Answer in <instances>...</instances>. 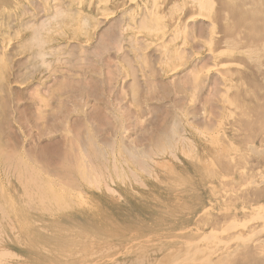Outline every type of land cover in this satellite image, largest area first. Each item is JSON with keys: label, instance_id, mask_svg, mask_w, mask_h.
<instances>
[{"label": "rangeland", "instance_id": "obj_1", "mask_svg": "<svg viewBox=\"0 0 264 264\" xmlns=\"http://www.w3.org/2000/svg\"><path fill=\"white\" fill-rule=\"evenodd\" d=\"M195 1L0 0V264H179L184 242L205 233L210 235L205 244L216 247L232 220L249 221L237 228L249 240H239L208 264H264V51L259 49L264 0H235L232 8L225 0H211L210 10ZM150 5L161 15L160 27L147 17ZM107 24L120 30L121 52L131 56L137 79L130 93L141 111L129 116L132 122L136 118L129 136L143 145L160 130L172 131V139L183 137L162 144L158 132L162 142L149 145L147 167L129 162L125 175L92 178L85 135L74 131L82 115L104 118L97 132L103 141L115 138L121 145L129 138L116 136L119 120L105 112L103 102L90 97L89 106H76L63 85L90 80L78 67L102 30L109 31ZM106 58L107 76L111 68L121 74L106 78L103 73L106 92H129L132 77L125 65L115 53ZM116 153L122 164L123 156ZM29 165L37 167L35 183Z\"/></svg>", "mask_w": 264, "mask_h": 264}, {"label": "bare ground", "instance_id": "obj_2", "mask_svg": "<svg viewBox=\"0 0 264 264\" xmlns=\"http://www.w3.org/2000/svg\"><path fill=\"white\" fill-rule=\"evenodd\" d=\"M62 1V0H61ZM130 1V0H129ZM104 2V1H103ZM132 2H133V0H132ZM197 4H200V8L201 9H203V10H210V9H212L213 8V3L211 2V0H196L195 1ZM234 3H236V1L235 0H225V1H223V4H225V7L226 8H232V7H234ZM79 4V3H78ZM127 4V3H126ZM189 4V3H188ZM246 4H248V3H246ZM60 5V4H59ZM159 5V4H158ZM237 5H238V3H237ZM152 5H150V8L148 7L147 8V11H148V14H147V17L150 19V21H154L155 23L157 22V27H160V25H159V22H158V20H159V17L161 16L159 13L158 14H156L155 13V11H154V8H153V6L151 7ZM239 6V5H238ZM88 7V6H87ZM235 10V9H234ZM71 11V10H70ZM102 11V10H101ZM123 12V11H122ZM239 12H240V16H239V20L242 22V21H244V17L243 16H241V14H244V12L241 10V8H239ZM61 14V13H60ZM104 14H106V13H104ZM123 14V13H122ZM61 16V15H60ZM99 16V15H98ZM179 16H181V15H179ZM188 16H190V15H188ZM192 16V15H191ZM209 16V15H208ZM122 17V16H121ZM120 17V18H121ZM51 18V17H50ZM53 18V17H52ZM100 18H101V16H100ZM104 18V17H103ZM108 18H109V16H108ZM112 19V18H111ZM119 19V18H118ZM50 20V19H49ZM101 19H99V21H100ZM121 20H123V19H121ZM176 20V19H175ZM102 21V20H101ZM100 21V22H101ZM113 21V20H112ZM114 21H116V19L114 20ZM114 21H113V23H114ZM126 21V20H125ZM160 21V20H159ZM41 22V21H40ZM44 22H47V21H44ZM43 22V23H44ZM118 21H116V23H117ZM120 22V21H119ZM118 22V23H119ZM176 22V21H175ZM178 22V21H177ZM83 23H85L84 21H83ZM115 23V24H116ZM122 23V22H121ZM120 24V23H119ZM141 24V23H140ZM39 25V24H38ZM106 25V24H105ZM108 25V24H107ZM111 25H112V22H111ZM123 25V24H122ZM184 25V24H183ZM195 25V24H194ZM252 24H250V26H251ZM28 26V25H27ZM108 26H110V24L108 25ZM113 26L115 27V25L113 24ZM119 27H120V25H118ZM126 26H129V25H126ZM40 27V26H39ZM103 27V26H102ZM101 27V28H102ZM106 27V26H105ZM123 27V26H122ZM121 27V28H122ZM252 27H254V28H256V25H252ZM106 28H108V27H106ZM112 27L110 26L109 27V31L107 32V31H104L103 32V30H102V33L101 34H99V38L97 37L96 39V41H95V44L94 45H96L97 44V46L95 47L94 45V49H93V47H92V50L91 51H89V50H87L85 53V55L83 56V60L85 61V63L83 64L82 63V65L80 66V67H78L79 69H81V70H83V72L82 73H79V69H78V72L77 73H79V75L80 76H83V77H87V76H89L90 77V80L88 81L89 82V84H87L84 80H74L75 81V83L73 82V84L71 85V88H70V86H69V88H68V86L67 85H63V88L65 87V89L69 92V93H71V95H73V97H75L76 99H77V101H75L74 100V98H73V101H75V105L77 106V102L79 103H81V106L83 107V106H89V102H90V97L92 98V101L93 102H95L96 104H98L99 102H103L104 103V108L105 109H108L109 110V112H107V111H105L107 114H110V116H111V114L113 115H115L117 118H118V120H119V122L118 123H116L115 124V126L117 125V129H116V132H114V133H116V136L118 137V135H122V134H125L126 136H127V138H129V141L127 142H122L121 141V145H119L118 143V139H117V141H115L116 139L114 138V140L113 139H111V141H114V142H111L110 140H106V141H103V140H101L100 139V135H98L97 134V132L99 131V125H100V123L103 121V119L102 118H98L97 116H93L91 113H89L88 112V114H87V112L85 113V115H82L81 114V112H80V114L82 115V116H84L83 117V121L82 122H80V124L75 128V134H78V135H81L82 137H84L83 136V134L85 135V138H86V140H85V142L87 143V147H86V149H84V150H86L87 152H88V161H89V163H88V165H89V167L90 168H88V170H89V172H93L94 173V175L92 174V178H93V176H97V177H100L101 175H104V176H108L109 177V175H118V176H121V175H125V174H127L128 173V170L130 169L129 167L131 166L130 164H132L133 166L134 165H137V166H139L140 168L142 167V166H145L146 165V159H148V156H149V152L151 151L150 150V147H149V145L151 146V144H153V145H155V142L156 141H158V143L160 144V142L159 141H161V139L160 140H157L158 139V137H160V135L158 136V132H160L159 134H161L162 135V144L163 143H165V142H167V144H170V145H172L171 144V142H173L174 141V139L176 138V140L177 139H179L180 137H179V135H177L178 137H175L174 139H172V137H171V132L169 133L168 131H165V130H160V131H158L157 133H156V137H153L152 135H151V137L149 136V138L151 139V141H149V142H145L144 143V145L143 144H141V142L139 143L138 142V138L136 139V138H134V137H132V135H130L129 136V133H131V132H129L128 131V129L130 130V127H131V125H130V123L132 122V121H130L129 120V116H131V114H132V112L134 111L135 112V114H138V112H140L141 111V105H139V103H140V101H139V103L137 102V101H135L131 96L132 95H134V93L131 95V91L133 92L136 88H137V79H136V77H135V75L133 74V71H132V67L131 66H133V65H131L130 66V64L132 63V61L130 62V60H132L131 58H129V56H128V54H127V52L126 53H122L121 52V39H122V36H120V34H118L119 33V31L117 32V29L116 28H118V27H116V28H112ZM125 28V27H124ZM154 28V27H153ZM132 29V28H131ZM145 29V28H144ZM175 29V28H174ZM263 29V25H262V27H261V30ZM35 30H36V28H35ZM40 30H41V28H40ZM101 30V29H100ZM100 30H99V32H100ZM106 30V29H105ZM108 30V29H107ZM125 30V29H124ZM124 30H123V32H124ZM148 30H150V29H148ZM37 31V30H36ZM180 31V30H179ZM98 32V33H99ZM178 32V31H177ZM166 33V32H165ZM40 34V33H39ZM132 34V33H131ZM141 34V33H140ZM32 35H34L35 36V38L36 39H38V33H34V34H32ZM122 35V34H121ZM128 35V34H127ZM133 35V34H132ZM235 35V34H234ZM34 36H33V38H34ZM129 36V35H128ZM32 37V36H31ZM121 37V38H120ZM34 38V39H35ZM36 39H35V43H38V42H40V41H42L41 39L39 40L38 39V42L36 41ZM66 40V39H65ZM123 40H124V37H123ZM126 40V39H125ZM3 41V40H2ZM12 41V40H11ZM26 41V40H25ZM137 41V40H136ZM165 41V40H164ZM239 41V40H238ZM31 42V41H30ZM33 42H34V40H33ZM130 42V41H129ZM27 43V42H26ZM29 43V42H28ZM42 43V42H41ZM184 43V42H183ZM30 44V43H29ZM123 44V43H122ZM129 44H131V42L129 43ZM181 44V43H180ZM244 44V43H243ZM242 44V45H243ZM166 45V44H165ZM164 45V46H165ZM182 45V44H181ZM38 47V46H37ZM156 47V46H155ZM3 49V48H2ZM28 49V48H27ZM259 49L260 50H262V51H264V43H263V45L261 46V47H259ZM75 50V49H74ZM169 50V49H168ZM184 50V49H183ZM112 51V52H111ZM36 52V51H35ZM111 52V53H110ZM11 53V52H10ZM37 53V52H36ZM81 53H82V51H81ZM114 53L115 54H117V56H118V58L122 61V63L125 65V67H126V69H127V74L129 75V76H131L132 77V79L129 81L128 79L130 78H128V79H126V81L129 83L128 84V89H129V92H127V90H124V89H121V90H118L117 91V94H113V96L115 97H113L109 92H106V86H107V84H106V82H105V80H103L102 78H101V76L102 75H104L106 72L105 71H107L106 69L103 71V64H105L104 63V61H105V58H106V56H109V55H114ZM161 53V52H160ZM165 53H166V51H165ZM44 54V53H43ZM45 55V54H44ZM159 55V54H158ZM166 55V54H165ZM40 56H41V59L43 58V55H41L40 54ZM46 56V55H45ZM161 56H162V54H161ZM115 56H112L111 58H114ZM131 57V56H130ZM164 57H167V56H164ZM115 58H117V57H115ZM136 58H137V56H136ZM175 58V57H174ZM176 58H178L177 56H176ZM31 59V58H30ZM82 59V58H81ZM160 59V58H159ZM32 60V59H31ZM43 60V59H42ZM76 60H78V58L76 59ZM106 60H108L107 58H106ZM119 60V61H120ZM166 60V59H165ZM41 61V60H40ZM48 61V60H47ZM109 61V60H108ZM113 61H116V60H113ZM42 62V61H41ZM44 62H45V60H44ZM44 62H42L43 63V65L44 64H46V63H44ZM76 62V61H75ZM82 61H80V63H81ZM110 62V61H109ZM18 64V63H17ZM108 62H106V64H105V66H108ZM113 64V63H112ZM117 64V63H116ZM110 65V64H109ZM197 65V64H196ZM111 66V65H110ZM116 66V65H115ZM191 67L192 66H194L193 64L192 65H190ZM199 65H197L196 67H198ZM220 66V65H219ZM26 67V66H25ZM35 68H36V66H34ZM33 67V68H34ZM109 67V66H108ZM122 67V66H121ZM195 67V66H194ZM221 67V66H220ZM239 67V66H238ZM30 68V67H29ZM105 68V67H104ZM117 68V67H116ZM199 68V67H198ZM263 68V67H262ZM108 69V68H107ZM111 69H113V70H110V71H112L111 73V75H112V78L115 76V74H117V75H119L120 73L118 72V70L117 69H115V68H111ZM191 69V68H190ZM80 70V71H81ZM188 70H189V67H188ZM194 69H191V71H193ZM103 71V72H102ZM105 72V73H104ZM168 72H170V71H168ZM168 72H165V73H168ZM190 74L192 73V72H190V71H188ZM194 72H195V70H194ZM194 72L191 74L192 76H195V74H194ZM21 73V72H20ZM104 73V74H103ZM108 73L110 74V72H109V70H108ZM108 74V76H110L111 77V75H109ZM64 75V74H63ZM69 75V74H68ZM74 75H77L76 73H74ZM121 75V74H120ZM123 75V74H122ZM191 75H189L188 74V76H190V78L192 79V78H194L195 79V77H192ZM105 77L107 76V73H106V75H104ZM107 76V77H108ZM76 77V76H75ZM77 77H78V75H77ZM106 77V78H107ZM80 78V77H79ZM109 78V77H108ZM121 78H123V76H121ZM216 78V77H215ZM86 79H88V78H86ZM85 79V80H86ZM125 79V77L123 78V80ZM71 80V79H70ZM122 80V81H123ZM152 80V79H151ZM188 80H190L189 79V77H188ZM125 81V80H124ZM197 81V80H196ZM62 82V81H61ZM193 82V81H192ZM65 83V82H64ZM126 83V82H125ZM63 84V83H62ZM139 84V83H138ZM148 84V83H147ZM69 85V84H68ZM115 85V84H114ZM188 86V85H187ZM124 87V86H123ZM108 89V88H107ZM154 91V90H153ZM135 92V91H134ZM194 92V91H193ZM227 92V91H226ZM137 93V92H136ZM63 94V93H62ZM224 94H227V93H224ZM150 95H152V94H150ZM68 96V95H67ZM149 96V95H148ZM89 97V98H88ZM134 97V96H133ZM141 97V96H140ZM139 97V98H140ZM143 98V97H142ZM147 98V97H146ZM137 99V98H136ZM158 99V98H157ZM72 101V102H73ZM195 101V100H194ZM223 101H225L224 99H223ZM127 102H129L130 103V105H133V106H131L133 109H131V107L130 106H128L127 104ZM146 103V106L148 105V102L146 101L145 102ZM79 105V104H78ZM98 106V105H97ZM103 106V105H102ZM150 106V105H149ZM189 106V105H188ZM65 107V106H64ZM81 107V108H82ZM79 108V107H78ZM85 108V107H84ZM218 108V107H217ZM76 109V108H75ZM83 109V108H82ZM81 109V110H82ZM227 109V108H226ZM225 109V110H226ZM76 112H77V109H76ZM84 112V111H83ZM133 112V113H134ZM208 112V111H207ZM231 112V111H230ZM129 113V114H128ZM204 113V112H203ZM141 114V113H140ZM223 114V113H222ZM103 115V114H102ZM204 115V114H203ZM216 116V115H215ZM62 117V116H61ZM116 117H115V119H116ZM134 118H135V116H133ZM236 117V116H235ZM134 118H133V122H134ZM132 119V118H131ZM136 119V118H135ZM139 119V118H138ZM207 119V118H206ZM228 119V118H227ZM207 121V120H206ZM205 121V122H206ZM125 122H127L128 124H129V126H126L125 125ZM132 122V123H133ZM136 122V121H135ZM138 122V121H137ZM203 123V122H202ZM201 123V124H202ZM76 124V123H75ZM98 124V125H97ZM134 124V123H133ZM69 126V125H68ZM68 126H66V127H68ZM135 126V125H134ZM134 126H133V128H134ZM153 126V125H152ZM205 126V125H204ZM70 127V126H69ZM86 128V129H83V128ZM155 127V126H154ZM163 128V127H162ZM172 128V127H171ZM152 129H155V128H152ZM174 130H173V132H174V135L172 134V136H176V129L175 128H173ZM196 129V128H195ZM202 129V128H201ZM255 129V128H254ZM83 130V131H82ZM170 130V129H169ZM198 130V129H197ZM196 130V131H197ZM206 130V129H205ZM110 131V130H109ZM128 131V132H127ZM151 131V130H150ZM153 131V130H152ZM68 132H69V130H68ZM81 132H82V134H81ZM198 132V131H197ZM222 132V131H221ZM71 133V132H70ZM127 133V134H126ZM147 133H149L148 131L147 132H145V133H143V134H146L147 135ZM219 133V132H218ZM74 134V133H73ZM151 134V133H150ZM153 134H154V131H153ZM177 134H178V132H177ZM198 134V133H197ZM201 134V133H200ZM262 134V133H261ZM204 135V134H203ZM72 136V135H71ZM104 136V135H103ZM102 135H101V137H103ZM134 136V135H133ZM181 136V135H180ZM73 137V136H72ZM71 137V138H72ZM183 136H181V138H182ZM74 138V137H73ZM105 138H106V136H105ZM108 139H109V137H107ZM127 138H126V140H127ZM142 139H143V137H141ZM147 138V137H146ZM180 138V139H181ZM259 138V137H258ZM82 139V138H81ZM185 139V138H184ZM186 139H187V136H186ZM256 139V138H255ZM76 140V139H75ZM173 140V141H172ZM175 140V141H176ZM183 140V139H182ZM190 140V139H189ZM142 141V140H141ZM145 141V140H144ZM211 141V140H210ZM220 141V140H219ZM72 142V141H71ZM77 142V141H76ZM143 142V141H142ZM189 142V141H188ZM78 143V142H77ZM157 143V144H158ZM174 143V142H173ZM190 143V142H189ZM82 144H84V143H82ZM115 144H118V147H115ZM145 144H147V145H145ZM158 144V145H159ZM175 144V143H174ZM79 145V144H78ZM181 145H182V143H181ZM187 145V144H186ZM191 145H193V144H191ZM217 145V144H216ZM112 146H114V147H112ZM164 146V145H163ZM212 146V145H211ZM157 147V146H156ZM159 147V146H158ZM162 147V146H161ZM67 148V147H66ZM155 147H153V148H151V149H154ZM173 148V147H172ZM206 148V147H205ZM233 148V147H232ZM71 149V148H70ZM79 149H80V147H79ZM159 149H160V147H159ZM72 150H73V148H72ZM81 150V149H80ZM84 150H83V152H84ZM150 150V151H149ZM155 150H157V149H155ZM167 150H170V149H167ZM79 151V150H78ZM85 151V152H86ZM120 152L119 154H120V157H121V155L123 156V159H122V164L121 163H119L120 161H119V159L115 156V154H117L116 152ZM165 151V150H164ZM177 151V150H176ZM237 151V150H236ZM260 151V150H259ZM84 152V153H85ZM121 152H123V153H121ZM181 152V151H180ZM190 152V151H189ZM204 152V151H203ZM59 153V152H58ZM165 153V152H164ZM238 153V152H237ZM250 153H253V152H250ZM260 153V152H259ZM262 153V152H261ZM36 154V153H35ZM156 154V153H155ZM263 154V153H262ZM73 155V154H72ZM83 155V154H82ZM154 155V154H153ZM255 155V154H254ZM19 156V155H18ZM24 156V155H23ZM69 156V155H68ZM79 156H81V154H79ZM110 156V157H109ZM119 156V155H118ZM156 156V155H155ZM257 156V155H256ZM152 157V156H151ZM150 157V158H151ZM175 157V156H174ZM177 157V156H176ZM10 158H12V157H10ZM20 158H21V156H20ZM24 158V157H23ZM39 158V157H38ZM112 158H114V160H112ZM16 159V158H15ZM80 159V158H79ZM152 159V158H151ZM151 159H150V161H151ZM29 160V159H28ZM74 160V159H73ZM85 160H86V158H85ZM175 160V159H174ZM257 160V159H256ZM16 161H17V159H16ZM20 161L22 162V161H24V160H21L20 159ZM77 161V160H76ZM259 161V160H258ZM25 162V161H24ZM37 162V161H36ZM63 162H65V161H63ZM74 162H75V160H74ZM81 162V161H80ZM129 162H130V164H129ZM153 161H151V163H152ZM260 162V161H259ZM7 163V162H6ZM19 163V162H18ZM67 163V162H66ZM83 163H85V162H83ZM124 163H126L127 165H129V166H127V167H125V164ZM168 163V162H167ZM22 164L25 166V164H27V163H23L22 162ZM29 164H30V162H29ZM155 164L157 165V163L155 162ZM154 164V165H155ZM6 165H8V164H6ZM19 165H20V163H19ZM22 165V166H23ZM31 165V164H30ZM29 165V166H30ZM81 165H83V164H81ZM122 165V166H121ZM124 165V166H123ZM148 165V164H147ZM147 165L145 166V167H147ZM150 165V164H149ZM153 165V164H152ZM28 166V167H29ZM85 166V165H84ZM5 167V166H4ZM21 167V166H20ZM27 167V166H26ZM151 167V166H150ZM8 168V167H7ZM23 168V167H22ZM31 168V166L29 167V169ZM37 168V167H36ZM36 168H31L32 169V173H34L33 172V170H35ZM138 168V167H137ZM136 168V169H137ZM144 168V167H143ZM152 168V167H151ZM164 168V167H163ZM86 169V168H85ZM146 169V168H145ZM12 170V169H11ZM25 170V169H24ZM28 170V169H27ZM26 170V172L28 173V171ZM84 170V169H83ZM132 170V169H131ZM130 170V171H131ZM144 170V169H143ZM165 170V169H164ZM4 171H5V169H4ZM14 171V170H13ZM19 171V170H18ZM21 171V170H20ZM37 171V170H36ZM42 171H44V170H42ZM149 171V170H148ZM151 171V170H150ZM39 172V171H38ZM45 172V171H44ZM243 172V171H242ZM258 172V171H257ZM16 173V172H15ZM21 173V172H20ZM130 173V172H129ZM134 173V172H133ZM150 173V172H149ZM17 174V173H16ZM16 174H14V175H16ZM24 174V173H23ZM29 174V173H28ZM27 174V175H28ZM35 174H36V172L34 173V175L31 177V175H28V177L30 176L31 178H32V180L34 179L33 177L35 176ZM39 174V173H38ZM42 174H43V172H42ZM131 174V173H130ZM217 174V173H216ZM37 175V174H36ZM47 175V174H46ZM134 175V174H133ZM153 175H154V173H153ZM262 175V174H261ZM264 175V174H263ZM18 176H20V174L18 175ZM22 176V175H21ZM95 176V177H96ZM135 176V175H134ZM151 176V175H150ZM26 177V176H25ZM24 177V178H25ZM28 177H26V178H28ZM37 177H38V175H37ZM40 177V176H39ZM50 177V176H49ZM96 177V178H97ZM112 177V176H111ZM115 177H117V176H115ZM125 177V176H124ZM257 177V176H256ZM17 178V177H16ZM16 178H15V180H16ZM127 178V177H126ZM130 178H132V177H130ZM157 178V177H156ZM252 178V177H251ZM19 179H20V177H19ZM30 179V178H29ZM220 179V178H219ZM260 179V178H259ZM111 180V179H110ZM253 180V179H252ZM20 181V180H19ZM34 181V183L37 181L36 180V178H35V180H33ZM112 181V180H111ZM30 183H31V180L29 181ZM29 182H27V180H26V183H29ZM46 182V181H45ZM52 182V181H51ZM69 182V181H68ZM72 182V181H71ZM113 182V181H112ZM0 183H2V182H0ZM55 183V182H54ZM54 183H52V184H54ZM96 183V182H95ZM259 183L260 182H258L257 184L259 185ZM263 183V182H262ZM261 183V184H262ZM8 184V183H7ZM67 184V183H66ZM65 184V185H66ZM144 184V183H143ZM256 184V185H257ZM70 184H67V186H69ZM253 185V184H252ZM33 186V185H32ZM38 186H39V184L37 185V188H38ZM73 186V185H72ZM34 187V186H33ZM52 187V186H51ZM62 187H63V185H62ZM71 187V186H70ZM75 187V186H74ZM77 187V186H76ZM241 187V186H240ZM22 188V187H21ZM28 188H30V187H27L26 186V189H28ZM5 189V188H4ZM25 187H24V190H22V191H24V193L26 192L25 190ZM32 189V188H31ZM35 190H38V189H35ZM44 190V189H43ZM50 190H52L51 188H50ZM63 190V189H62ZM31 192L33 191V190H30ZM39 191V190H38ZM41 191V190H40ZM57 191V190H56ZM28 192V191H27ZM26 192V194H28ZM34 192H36V191H33V193ZM44 192V191H43ZM37 193V192H36ZM36 193L33 195L34 197H35V195H36ZM41 193H42V191H41ZM60 194H61V192H59ZM113 193V192H112ZM30 194H32V193H30ZM39 194V193H38ZM60 194L58 195V196H60ZM25 195V194H24ZM39 195H41V194H39ZM63 195V194H62ZM42 196V195H41ZM40 196V197H41ZM78 196V195H77ZM9 197V196H8ZM25 197H26V195H25ZM28 197V196H27ZM55 198H56V196H54ZM47 198V197H46ZM29 199H32L31 198V196H30V198ZM41 199V198H40ZM26 200H27V198H26ZM42 200V199H41ZM43 200H45V199H43ZM52 200V198L50 199V201ZM8 201V200H7ZM35 201V200H34ZM50 201H48V202H50ZM74 201V200H73ZM30 202V201H29ZM29 202H27V203H29ZM37 202V201H36ZM26 203V202H25ZM38 203H40V202H38ZM5 204V203H4ZM31 204V203H30ZM35 204V203H34ZM44 204H46L45 202H44ZM50 204V203H49ZM212 204V203H211ZM62 205V204H61ZM40 206V205H39ZM42 206V205H41ZM251 207V206H250ZM24 208V207H23ZM38 208V207H37ZM40 208V207H39ZM256 208V207H255ZM62 209V208H61ZM225 209V208H224ZM257 209H258V207H257ZM262 209V208H261ZM5 210V209H4ZM10 210V209H9ZM13 210V209H12ZM41 210V209H40ZM263 211H264V209H262ZM2 211V210H1ZM6 211V210H5ZM11 211V210H10ZM37 211V210H36ZM42 211V210H41ZM218 211V210H217ZM227 211V210H226ZM229 211V210H228ZM253 211H255V213H256V209L255 210H253ZM17 212V211H16ZM262 212V211H261ZM260 212V213H261ZM260 213H258L259 215H261ZM258 214H257V216H258ZM262 214H264V213H262ZM5 215V214H4ZM6 216H8V215H6ZM264 216V215H263ZM1 217V216H0ZM254 217V216H253ZM252 217V218H253ZM247 218V217H246ZM251 218V217H250ZM249 218V219H250ZM251 218V219H252ZM1 219V218H0ZM9 219V218H8ZM251 219H250V221H251ZM258 219V218H257ZM244 220V219H243ZM252 220H254V218L252 219ZM23 221V223H24V219L22 220ZM230 221V220H229ZM233 221V220H232ZM232 221H230V222H228V223H230V224H228L229 226L226 228L227 229V232H228V234H227V236H226V238H220V240H221V242L216 246V247H209V246H207L205 243V241H207L208 242V238L210 237V235L208 234H205V233H203L204 234V237L203 236H200L198 239L197 238H195L194 240H189V241H187V242H184L183 244H184V246H186V249L184 250V252L181 254V256L180 257H178V262L177 263H179V264H201V263H203V264H208V262L209 261H211L212 260V258H215V257H218L220 254H223V253H227L228 251H229V248H231V247H233V245H236V244H240V241L239 240H242V241H244V242H247V241H245V240H243L244 238L242 237V235H241V233H239V229L237 230V228L240 226V224L241 225H243L247 220H245V222H241L239 225H237V222H238V220H237V222L235 223V222H232ZM241 221V220H240ZM239 221V222H240ZM255 221V220H254ZM259 221V220H258ZM257 221V222H258ZM26 222V221H25ZM238 222V223H239ZM247 222H249V221H247ZM246 222V223H247ZM20 223V222H19ZM245 223V224H246ZM257 224V223H256ZM22 225H24V224H21V226ZM26 225V224H25ZM237 225V226H236ZM11 226V225H10ZM27 226V225H26ZM254 226V225H253ZM23 227V226H22ZM223 227H226V226H223ZM222 227V228H223ZM242 227H244V226H242ZM247 227V226H246ZM245 227V228H246ZM13 228H14V226H13ZM12 228V230H14ZM221 228V229H222ZM261 229L262 230H264V225H263V227H261ZM260 229V230H261ZM15 231V230H14ZM210 231H212V229L210 230ZM219 231V230H218ZM223 231H225V230H223ZM223 231H221V232H223ZM251 231H252V228H251ZM254 231V230H253ZM252 231V232H253ZM257 231V230H256ZM209 231H207V233H208ZM216 232V231H215ZM220 232V231H219ZM220 232V233H221ZM251 232V234H253ZM262 232V231H261ZM209 233H211V232H209ZM213 233V232H212ZM225 233V232H224ZM247 234V233H246ZM251 234H249L248 233V235H246V237H251ZM259 234V233H258ZM30 235V234H29ZM207 235V236H206ZM205 236H206V238H205ZM209 236V237H208ZM254 236H255V234H254ZM253 236V237H254ZM26 237V236H25ZM28 237V236H27ZM26 237V238H27ZM29 237H32V235H30ZM28 237V238H29ZM252 237V238H253ZM219 238V237H218ZM22 239H24V237L22 238ZM29 239H32V238H29ZM28 239V240H29ZM217 239V238H216ZM223 239V240H222ZM261 239H263V238H261L260 237V240ZM213 240H215V239H213ZM219 241V239L217 240V242ZM30 242V241H29ZM256 242V241H255ZM257 242H258V240H257ZM260 242H262V241H260ZM27 244V243H26ZM217 244V243H216ZM113 248V247H112ZM236 249H237V247H236ZM161 251V250H160ZM3 252V251H2ZM7 253V252H6ZM6 253H2V255L3 254H6ZM9 253V252H8ZM13 254H15V253H13ZM76 254V253H75ZM97 254V253H96ZM8 255V254H7ZM93 256H94V254H92ZM6 256V255H5ZM9 256V255H8ZM16 256H18V255H16ZM2 257H4V256H2ZM90 257V256H89ZM92 257V256H91ZM1 258V257H0ZM19 258V257H18ZM142 259H144V258H142ZM2 261V260H1ZM174 261L176 262V260L174 259ZM5 262V261H4ZM130 262V261H129ZM137 263V262H136ZM173 263V262H172ZM129 264V263H128ZM139 264H141V262L139 263ZM143 264V263H142ZM158 264V263H157ZM210 264V263H209Z\"/></svg>", "mask_w": 264, "mask_h": 264}]
</instances>
